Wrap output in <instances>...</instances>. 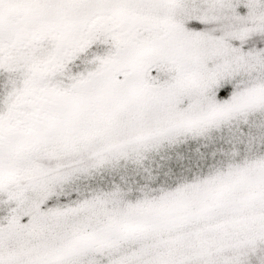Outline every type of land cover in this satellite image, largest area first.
Listing matches in <instances>:
<instances>
[{
	"label": "snow or ice",
	"instance_id": "snow-or-ice-1",
	"mask_svg": "<svg viewBox=\"0 0 264 264\" xmlns=\"http://www.w3.org/2000/svg\"><path fill=\"white\" fill-rule=\"evenodd\" d=\"M0 264H264V0H0Z\"/></svg>",
	"mask_w": 264,
	"mask_h": 264
}]
</instances>
